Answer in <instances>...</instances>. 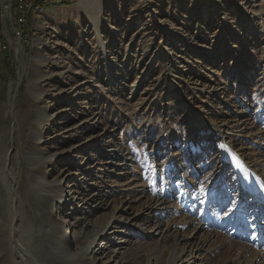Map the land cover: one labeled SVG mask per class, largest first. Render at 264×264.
<instances>
[{"label":"rangeland","instance_id":"obj_1","mask_svg":"<svg viewBox=\"0 0 264 264\" xmlns=\"http://www.w3.org/2000/svg\"><path fill=\"white\" fill-rule=\"evenodd\" d=\"M2 2L0 149L9 152L24 226L37 233L43 225L23 154L30 132L24 109L42 107L52 115L66 103L71 112L40 131L41 155L78 144L58 129L71 113L86 111L85 119L97 114L90 121L99 123L96 133L111 132L92 149L72 152L70 164L56 159L46 166L47 181L62 179L64 201L73 196L67 192L71 182L85 194L61 207L55 203L51 223L58 225L57 239L65 228L73 250L91 242L112 216L125 223L112 224L92 244L84 254L90 263L170 264L174 240L188 233V216L213 222L226 213L217 209L224 198L226 209L242 199L245 215L252 204L264 208L258 191L241 198L246 190L240 173L242 164L264 183V170L258 169L264 163V0H40L23 23ZM181 44L171 61L167 49ZM37 53L46 57L43 80L31 90L42 87L40 100L28 89ZM82 80L85 84L73 88ZM89 129L87 123L78 128L83 140ZM105 144L120 146L133 161L121 166L102 155ZM75 167L87 176L67 178ZM0 184L1 223L11 208L7 180ZM92 189L112 193L110 200L98 199L108 208L93 206ZM160 202L166 208L156 206ZM155 220L169 224L162 237L152 235ZM248 223L250 238L255 225L252 218ZM26 238L21 235L18 245L25 264H55ZM3 239L0 234V254L7 251ZM233 240L250 246L246 239ZM220 243L213 240L200 257L186 246L183 264H221L229 254L228 243Z\"/></svg>","mask_w":264,"mask_h":264},{"label":"bare ground","instance_id":"obj_2","mask_svg":"<svg viewBox=\"0 0 264 264\" xmlns=\"http://www.w3.org/2000/svg\"><path fill=\"white\" fill-rule=\"evenodd\" d=\"M39 1L40 0H28V13H31L36 8H39ZM242 9L244 10L243 7ZM97 10L99 11L98 8ZM248 21L249 20L247 18V15L244 14L242 22L244 24H247ZM185 37L191 38L190 36L188 37V35H185ZM181 46L182 44L173 45L171 48L167 49V54L169 55V57H171V61L178 55V53L181 52ZM45 58L46 57L44 55H38L37 53L36 55L32 56L30 62L28 89L32 94V98H34L35 100H40L41 98H43L42 87L38 90L36 89L35 92L31 90L34 85L39 84V82L43 80L40 73V68L43 66ZM111 77L112 76H110V79ZM85 82V80L76 82L73 88L76 89L79 86L85 84ZM61 91H64V89H62ZM24 110V117L30 126V132L28 134V139H26L27 148L25 147L26 149L23 151V154L25 155L24 157L27 158V162L30 165V170L32 171L30 182L34 187L35 200L38 204V213L43 219V225L37 233L33 232L32 226L26 227L23 225V217L25 216L23 200L21 198V195L18 193L15 180L13 179L14 172L13 166L10 162L8 149L2 147L0 149V174L2 175V177H0V180L1 178L2 182L7 180L8 189L10 192L11 211L8 214L7 220L1 221L0 223V234L4 235L3 240L7 245V251L0 254V260H2L0 261V264H25L23 261V255L20 252L21 250L19 251L18 249L19 238L21 237V235H25L29 239L31 238L32 241L35 240L36 248L40 252H42L44 256H46L47 260L49 258L55 264H92V262L90 263V261L86 259L84 255L87 251L90 250L92 244H94L97 239L102 240L106 235H108V231L106 230L112 224L118 223L120 224V227H123L125 223L118 222L115 216H112L109 220L106 221L104 227L95 233L91 242H89L87 245L85 244V247L81 246L79 248H75L73 246V248L75 249L71 250L68 244V241L71 240L69 238L71 237V233H67V230L65 228L63 229V231L62 229L61 231L59 229V239H57L58 225H52L51 217L54 212L55 203H57L58 206L61 207L65 202H69L74 197L79 198V196H81L80 198L84 199L85 197L83 196H85V194L77 189L76 183H72L70 181V189L67 192L71 191L73 196L69 201H64L65 191L61 188L62 179L58 177L55 180L47 181L45 178V168L56 159L65 160V164H70V160L68 159H70L72 152H76L78 150L80 151L82 148L83 150L92 149V146H94V144L100 139V137L107 136L108 134L110 135L111 131L103 129L102 132L96 133V131L100 129V127L97 126L99 123H97L96 121H90L94 119L97 114H95L92 118L89 117L85 119V117H87L86 111H81L77 114L71 113L67 117L68 121H63L64 123L69 122V125L73 122L71 126L68 127V124H66L63 128L58 129H62L61 134L63 135L70 134V140L73 143L78 144L76 146L73 145V148L61 154L53 153L50 156H43L39 152V149L43 148V145L45 143V138L40 132L41 129L44 127V125L50 123L51 121H57L65 114H68V112H71V103L57 106L52 115L48 113V110L46 108L42 107H27ZM84 123H87V126L90 127V134L83 140L84 136L82 135V133H80L78 128H80V126H82ZM76 125L78 127L74 128L73 126ZM75 133H80V135H77ZM219 134L220 130L217 131L218 136ZM231 151L232 149H229L227 152L231 153ZM101 152L102 155L106 154L111 156L113 159L118 161V164L121 166L127 165L128 163L133 161L132 159L128 158L123 149L116 144L103 145L101 148ZM243 166L241 164L243 171H241L240 173L242 175L241 179H244L243 187L246 192L241 195V198L244 197V195L248 192L249 194H255L256 191H258L262 195V197H264V183L262 177H257L255 173H253L247 167L243 168ZM258 169L264 170V163L261 162ZM87 174V170L83 172L79 167H75L69 174H67V178H73L72 181H74V179L79 175H83V177H85L87 176ZM5 176H7L6 180L4 179ZM90 193L91 198L89 199L91 200L89 201L91 203H95L93 206L96 207L98 204H101L99 208L109 207L106 202L102 204L100 201H98V199H101L103 197L104 200H110L112 195L110 191L92 189L90 190ZM228 205L229 202L226 198L220 200L219 204L217 205V209H225L226 213L223 216L221 215L222 217L216 219L213 222L204 221L202 218L194 215L188 216L189 220L186 226L188 229V233L184 239L179 241L178 238H176L174 240L170 264H176V262H179L180 264L184 263L183 256L185 254L186 246L191 245L194 249V253L197 254L198 257H200V255L204 254L205 248L207 246L209 247L213 240L219 238L221 239L222 243L225 242V245L228 243L226 247L228 252L227 254H229L228 259H226L224 262H221V264H264V208L258 209L255 204H252L249 208L251 213H247L245 215L244 213L247 208L242 199L237 200V202H235V205H233L231 208L229 207L228 209H226ZM156 206H160L162 209L166 208L161 202L156 204ZM125 208H122L121 210H124ZM238 208L242 210L238 211ZM246 218H252V221L255 225V232L253 235H251L250 238L248 234L249 219L247 220ZM78 220L76 219V222ZM65 222L67 221H61V223ZM168 228V223H164L160 220H155L154 231L152 235L162 237L164 232ZM65 238L68 240H65ZM234 238H236L238 241H244V239H246V241L249 242V248H247V246H245V244L243 243L242 245L239 242H234L236 241L233 240ZM233 254H237L236 258H233Z\"/></svg>","mask_w":264,"mask_h":264},{"label":"built area","instance_id":"obj_3","mask_svg":"<svg viewBox=\"0 0 264 264\" xmlns=\"http://www.w3.org/2000/svg\"><path fill=\"white\" fill-rule=\"evenodd\" d=\"M3 7L14 11L18 23H23L28 15V0H3Z\"/></svg>","mask_w":264,"mask_h":264},{"label":"trees","instance_id":"obj_4","mask_svg":"<svg viewBox=\"0 0 264 264\" xmlns=\"http://www.w3.org/2000/svg\"><path fill=\"white\" fill-rule=\"evenodd\" d=\"M46 2H47V1H46ZM1 70H2V69H1V67H0V79L3 77L2 74H1V73H2Z\"/></svg>","mask_w":264,"mask_h":264}]
</instances>
